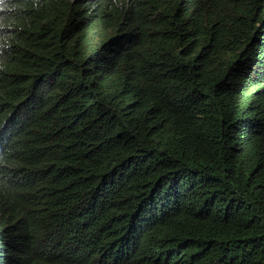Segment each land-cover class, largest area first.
<instances>
[{"label": "trees", "instance_id": "16d2710c", "mask_svg": "<svg viewBox=\"0 0 264 264\" xmlns=\"http://www.w3.org/2000/svg\"><path fill=\"white\" fill-rule=\"evenodd\" d=\"M0 264H264V0H4Z\"/></svg>", "mask_w": 264, "mask_h": 264}, {"label": "clouds", "instance_id": "9594fccd", "mask_svg": "<svg viewBox=\"0 0 264 264\" xmlns=\"http://www.w3.org/2000/svg\"><path fill=\"white\" fill-rule=\"evenodd\" d=\"M4 10V0H0V11Z\"/></svg>", "mask_w": 264, "mask_h": 264}]
</instances>
